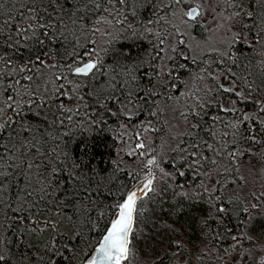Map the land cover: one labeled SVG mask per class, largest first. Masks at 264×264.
<instances>
[{
    "label": "snow or ice",
    "instance_id": "1",
    "mask_svg": "<svg viewBox=\"0 0 264 264\" xmlns=\"http://www.w3.org/2000/svg\"><path fill=\"white\" fill-rule=\"evenodd\" d=\"M158 3L163 7L158 9ZM142 10L157 19H141ZM169 14L179 16L184 30L173 25L174 33H155L159 37L157 57L160 53H177L178 45L195 51L199 43L194 48L183 37L191 35L195 39L207 32L204 42L210 48L204 55L211 59H200L205 67L196 78L217 84L215 89L199 90L202 95L193 93V103L179 111L186 127L172 150L181 154L180 167L169 173L160 166L157 156L148 159L143 166L147 169L144 178L134 174L139 183L114 204L115 218L109 221L90 255L80 245L91 243L85 241L84 228L91 231L95 222L86 213L98 195H103L100 165L95 164L102 153L95 136L83 133L93 128L102 130L112 117L124 115L133 120L136 114L128 108L134 102L130 86L139 87L138 79L147 83L136 92L135 99L142 102L149 117L163 114L162 110H153L159 107L157 97L172 98L167 83L159 81V74L158 84H153L147 70L138 78L136 73L143 61L138 59L135 65L127 62L133 56L131 48L113 50L114 63H107L101 55L103 50H97L99 41L92 37H110L114 29L133 36L140 31L152 34L149 25L169 23ZM69 25L72 30L65 34ZM169 35L181 38L165 48ZM216 37L219 45L210 40ZM81 39L86 41L84 45ZM66 45H71V51ZM82 47L83 54L78 51ZM60 48L64 49L62 53ZM245 51L264 56V0H0V264H130V236L137 217L144 212L138 202L159 195L158 184L166 177H184L186 166L198 184L197 191L182 194L205 197L213 203L221 201L227 177L239 173L246 162L250 168L256 166L253 159L264 164V60L258 64V73L238 74L235 67L250 68L252 64H240ZM179 55L197 64L196 55ZM168 58L176 59L173 55ZM213 64L217 72L211 70ZM176 67L185 69L188 64ZM171 74L168 71L164 75ZM221 76L228 79L227 86L220 82ZM158 86L164 90L157 91ZM124 89L129 90L117 95ZM213 91L232 98L227 106L217 105L226 116L207 111L212 102L207 97ZM118 104L123 107L114 109ZM218 125L223 128L218 129ZM157 131L149 119L136 133V149H147L140 156L156 151L149 149L143 136ZM213 172L218 179H211ZM237 179L244 177L233 178L231 183L237 184ZM176 187L183 185L178 183ZM261 197L264 191L251 193L252 199L264 204ZM216 211L227 214L228 209L217 203ZM239 211L250 222L260 211V204L249 202ZM106 214L100 212L99 217ZM11 238H15L14 243ZM231 239L232 252H240L243 240L255 243L247 233H232ZM182 248L176 242L173 254L179 255ZM214 248L205 243L197 259L208 256ZM244 251L251 254L249 249ZM260 251L264 252V245ZM258 264H264V255Z\"/></svg>",
    "mask_w": 264,
    "mask_h": 264
},
{
    "label": "rangeland",
    "instance_id": "2",
    "mask_svg": "<svg viewBox=\"0 0 264 264\" xmlns=\"http://www.w3.org/2000/svg\"><path fill=\"white\" fill-rule=\"evenodd\" d=\"M162 7L163 5L159 3L157 4L158 9ZM175 7L177 10H179V6ZM185 7H187V5H185ZM148 12L149 14L146 15L145 18L151 17V19L155 21L157 19L156 15L150 11ZM167 19L170 21L169 23L161 22L158 24L149 25V27L153 29L152 34L140 31L135 36L146 38L145 40L151 43V45L148 47V52L150 57H153L154 61L150 65L146 66L147 68L144 70H147L149 75L152 76L153 83L158 84V78L159 81H165L168 85V90L171 92L172 98L165 99L163 96L157 97L156 99L159 101V107L158 109L154 108L153 110H162V115L149 117L146 113L145 115L147 118L139 121L137 124L131 123V121L127 120L125 124L121 126L117 135L119 146L116 161L122 166L128 168L130 171H134L133 173H140L141 180L144 178V174L147 172V169L143 167L144 163L153 156L158 157L160 166L162 168H164L169 173H174L173 170L165 166V160H167L169 156L174 153L172 149L175 147L179 139H181L179 133L184 129V127H186L185 122L179 115V111L186 110L187 105L193 103L192 99H190V96L193 93L196 95H202V91L199 90H203L208 87L215 89L217 84V82L213 80H199L196 78L197 74L200 73V69L205 67L204 64L199 63L200 59H211V57L204 55V52L208 51L210 48V44L204 42V37L209 36L207 32H203L202 35H196L195 39H193L191 35H185L183 37V39L191 43L194 48L195 45L199 43L200 47L195 48V51L190 52L189 49L184 45L177 46L178 51L183 52L184 55H196L198 58L197 64H193L191 69L185 72L183 77H166L164 75L168 71H172L173 66L177 65L174 62L175 59L170 60L168 57L169 55L177 57L178 51L177 53H160L159 57H157V53L159 52V37L155 35V33H163L166 30L170 34L174 33L175 29L173 28V25L179 26L181 31L184 30L179 16H173L169 14ZM189 31L200 32L201 30L190 29ZM132 36L133 35L127 31L114 29L112 36L110 37H100L97 35L93 36L92 39L99 41L97 50H103L101 51V55L104 56L105 61L107 62L106 53L112 46L113 40L117 41L122 39L121 37L128 39ZM180 38L181 37L175 35H169L168 40L165 41L163 46L167 48L169 42H174ZM210 40L211 42L219 45V37L210 38ZM160 57H163V59H160ZM85 59H87V57H85ZM165 65H167V67H165ZM211 70L213 72L218 71L214 64L212 65ZM52 71L56 70L54 69ZM157 74H159L158 78ZM48 75L51 76V72H49ZM220 82L227 86L228 79L224 76H221ZM128 90H126V92ZM136 92L137 91H132L134 102L132 105H128V108H131L135 114L137 113V109L143 107L142 103L137 102L138 100L135 99ZM207 99L212 101L210 105L223 104L224 106H227L231 102L232 98L226 96V93L220 92L217 95L216 92L213 91V93L209 94ZM120 107L123 106L120 105ZM125 111H127V108H125ZM149 119L152 120L153 124L157 129H159V131L144 133L143 139L144 142L149 146V149H156V151H151L149 155L140 156L139 153L141 151H147V149H136V144L139 142L137 140L136 133L145 126ZM125 125H127V127H125ZM160 125L162 126L161 128ZM174 125L176 127H173ZM173 136H176L177 139H172ZM134 149V154L129 155V153H133ZM156 176L159 181V171L156 172ZM236 176L244 177L240 187H237V184L231 183V180L236 178ZM218 178L219 177L216 176L215 172H213L211 179L215 180ZM227 181V187L224 188L222 192H220V196L224 195V199L227 202L230 200L233 201V199L244 198L246 194L251 191V189L252 191L259 194L261 191H264V165L259 164L256 169H251L247 167V165H243L241 166L240 172L233 173L231 176H228ZM138 182L139 181L136 183ZM184 182L185 181H183L182 177H166L165 181H162L158 184V188L160 189L159 195L151 196L150 194L151 199L145 198L139 203V205L143 207L144 212L143 215L137 217L134 231L132 233L131 248L133 255L130 257V264H153L156 260H161L163 257L170 259L174 264H257L256 260L261 256L259 251L258 253L251 252V254H248V252L241 250L240 252H232L230 250L228 253H225L222 252L218 247H215L208 256H205L200 260L197 259L198 250L203 248L205 243H208L209 248H211L213 245L212 233L204 229V224L206 220H211L218 215L216 212L217 203L214 206L211 203L208 208L207 215L204 214L201 217L196 236L193 237L192 241H188V238L192 237L189 234L188 227L185 224L177 223L175 219L176 213L167 214L166 210H169L180 200L182 203H185L187 200L192 199H207L205 197H185L182 194L183 192L187 191L191 194L197 191L196 185L198 184V181L193 186H184ZM178 183L183 185V187H176ZM207 183L210 184L211 180L207 181ZM169 184L172 185V187H168ZM261 200L264 201V197H261ZM254 203L260 204L259 212H261L264 216V204H262L261 201H257L255 199ZM238 204L239 203H236L234 205L238 206ZM256 215L260 214H255L251 218V221H253ZM176 242H179L181 245H183V248L179 251V255L173 254L176 251ZM216 244L217 246L220 245L219 243ZM261 244L264 245V243ZM262 255H264V252ZM221 257H223V259H221ZM241 257L243 258L241 259ZM125 264H129V262H125Z\"/></svg>",
    "mask_w": 264,
    "mask_h": 264
},
{
    "label": "trees",
    "instance_id": "3",
    "mask_svg": "<svg viewBox=\"0 0 264 264\" xmlns=\"http://www.w3.org/2000/svg\"><path fill=\"white\" fill-rule=\"evenodd\" d=\"M6 7H11V5H6ZM148 14H149L148 11L142 10L141 19H144L145 16ZM71 30H72V26L69 25V28L65 30V34L70 32ZM121 38L122 39H119L117 41L113 40L112 46L108 49V52L106 53L107 62L114 63L112 57L113 50H118L122 48H131L133 52V56L129 57L127 62H130L131 64L135 65L137 64L138 59L143 61V63H139V67L141 70L136 73L138 78L142 77L143 70L147 68L146 66L150 65L154 61L153 57H150V54L148 52V47L149 45H151V43L147 42L145 40L146 38L143 37L132 36L131 38L128 39L124 37ZM80 43L81 45H84L86 41L84 39H81ZM66 46L68 47L69 51H71V45H66ZM57 47H59V45H57ZM60 51L62 53L64 49L60 48ZM78 51H80L81 54H83L85 48L82 47L78 49ZM179 53L180 51H178V55L174 60V62L177 65L187 63L188 67L185 69H181L176 67V65L173 66L171 71L172 72L171 76L173 77L174 76L183 77L185 72L190 70L191 67L193 66V64L190 61H185L183 57L179 55ZM53 59L55 60V57ZM262 60H264V56L245 51L243 53V56L241 57L240 64L243 65L248 61H251L252 62L251 67L244 68L238 66L234 68V71L242 75H247L249 71L253 74L258 73L259 71L258 64ZM124 62L125 61H122V63ZM144 62L147 63L145 64ZM61 63H63V61H61ZM214 66L217 68L216 64H214ZM145 83H147V81L143 79H138L139 87H137L136 84H133L130 86V89L132 91H139L140 89H142ZM126 90L128 89H124L122 92L117 93V95L123 96L126 93ZM156 90L163 91L164 89L162 87L159 88L158 86ZM226 96L229 97V94L226 93ZM137 102H141V101L138 100ZM117 107H120V105L119 104L115 105L114 109ZM241 107L243 106L241 105ZM249 107L251 106L249 105ZM139 109L140 111L136 113L135 118L131 120V123L137 124L139 121L147 118V116L145 115L147 113V109H145L144 107ZM207 111L215 115H221V116L227 115L225 113H220L217 108V105L208 106ZM9 115H11L10 112ZM126 121L127 119L125 118L124 115H121L119 119H117L116 117H112L109 119L108 125L103 127L102 130L93 128L91 132L83 133V135L86 137L95 136V139L96 141H98L100 146L99 150L102 153V157H97L95 164L100 165L102 175L99 177V179L101 180V189L103 195H98L96 203L87 209L86 214L89 215L91 220L95 222V227L92 228L91 231L88 230V227L84 228V231L86 233L85 241H91V243L88 244L82 243L80 245V247L83 248L90 255L93 254L94 248L98 246V241L102 238L103 234L108 228L109 221L115 218L116 209L114 207V204L116 202L122 201L124 198L123 194L131 190L137 184L136 182L138 181L134 178V174H135L133 173L134 171H130L128 168L122 166L119 162L116 161V156L118 154V146H119L117 135L120 131L121 126L125 124ZM210 122L211 121H209V123ZM161 127L162 126L160 125V128ZM222 128H223L222 125H218V129H222ZM77 138H79V134ZM209 155L212 154L209 153ZM252 162L256 166L251 169H256V167L259 164H261V163H257L255 159H253ZM180 164H181V155L178 152L172 153L169 156V158L165 160V166L169 167L173 171L175 168L180 167ZM114 165H118L119 167L115 168ZM245 165H247V162L245 163ZM184 170L187 173L184 177H182L183 181H185L184 186L195 185L198 181L196 177L193 176L191 171L187 169L186 166L184 167ZM220 179L221 182L224 181L223 178ZM241 183L242 180L237 179V184L241 185ZM109 190L111 191V194H109ZM252 192L253 191L251 189V191H249L244 198L233 199V201L230 200L229 202H227L224 199V195H223L221 196V201L212 203L213 206L216 203H219L227 207L228 209L227 214L218 213L216 217H214L211 220H206L204 224V229L206 231H210V233H212V236L216 237L215 239H213V245H215V247H218L222 252H224V249L226 248L229 249V251L231 250L230 246L233 244V241L231 239L232 233H235L236 235L247 233L248 235L253 237L255 243L252 244L248 240H243L242 241L243 247L241 251H244V249H249L250 252L253 253L254 252L258 253L259 251V253L262 256L263 252L260 251L261 248L260 246H262L261 243H264V216L262 215L261 212H258L257 214L260 215H256L253 221L250 220L249 222L246 220L245 214L239 211L240 208L248 206L249 202L254 203V199L251 198ZM236 203H239L238 206L234 205ZM97 205H99V207H97ZM210 205L211 203L207 202V200L200 198L187 200V202L185 203H182V201L180 200L178 201L177 204H174V206L171 207L169 210H166V213L167 214L176 213L175 219L177 223L185 224L188 227L189 234L190 236H192L188 238V241H192L193 237L196 236L197 234V230L199 229L198 227L200 224L201 217L204 214L207 215L208 208ZM100 212H106L107 214L102 217H99ZM66 223L67 221H65V224ZM11 239H13V243H14L15 238H11ZM33 243H37V241L33 240ZM216 243H219L220 245L217 246ZM259 259L260 257H258L256 260L257 264ZM153 264H174V263L170 259L163 257L161 260H156Z\"/></svg>",
    "mask_w": 264,
    "mask_h": 264
},
{
    "label": "water",
    "instance_id": "4",
    "mask_svg": "<svg viewBox=\"0 0 264 264\" xmlns=\"http://www.w3.org/2000/svg\"><path fill=\"white\" fill-rule=\"evenodd\" d=\"M139 203V202H138ZM132 235V234H131ZM130 240H131V236H130ZM93 254H94V252H93Z\"/></svg>",
    "mask_w": 264,
    "mask_h": 264
}]
</instances>
